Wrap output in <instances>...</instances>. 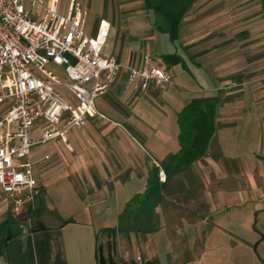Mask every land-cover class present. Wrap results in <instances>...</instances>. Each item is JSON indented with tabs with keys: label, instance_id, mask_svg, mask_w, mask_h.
<instances>
[{
	"label": "crops",
	"instance_id": "1",
	"mask_svg": "<svg viewBox=\"0 0 264 264\" xmlns=\"http://www.w3.org/2000/svg\"><path fill=\"white\" fill-rule=\"evenodd\" d=\"M166 1L169 5L182 2L112 0L111 13L107 9L104 11L112 19H100L111 22L108 41L119 49L118 55H112L137 67L158 62L171 74L172 81L159 85L153 82L147 90L141 91L134 84L129 85L128 75L122 73L110 89L96 99L95 106L100 115L83 127L73 129L67 143L55 140L64 144L66 153L56 154L57 162L45 171L43 178L49 173L62 171L74 193L81 196L76 198L80 201L78 217L60 214L54 216L50 223L40 220L32 224L33 219L37 220L44 214L47 188V183L35 175V168L40 161H51L53 154H46L34 162V175L40 190L34 199H39V205L30 206L25 218L21 219L10 209L4 211L5 198L0 201V264H99V246L108 256L109 242L115 259L130 258L139 246L145 255L155 259L142 246L141 237L148 245V235L158 234L168 225L188 232L198 229L207 232L211 227L206 218L214 216L222 220L226 202H235L231 192L238 193L239 185H230L225 172L243 174L245 164L235 156L236 153L224 150L220 141H229L232 146L239 141L243 117L235 120L232 115L239 114L240 110L242 114L247 113L248 109L244 101L231 100L230 97L243 92L241 82L235 79L242 70L214 69L210 59H218L224 51L221 55L211 54L244 36L246 15L238 14L235 18L237 24L230 30L233 32L231 35L229 30L225 31L226 9L210 11L220 0H188L187 7L176 15L167 8ZM151 10L158 17L163 15L170 20L168 29L161 25L154 27L157 23H152ZM145 16L149 18L152 34L148 22L142 21ZM216 17L220 19L215 20ZM255 17L259 20L254 22L262 27L264 2L257 6ZM241 18L243 21L240 22ZM216 25L218 30L212 31L210 28ZM87 26L88 18L86 30ZM97 26L96 22L87 32L95 33ZM156 30L165 42L175 46L173 53L167 55L172 64H163L152 53L143 50ZM181 32L185 33L183 40ZM177 43L186 46L192 65H199V69L203 65L209 70L212 68V72L206 68L203 79H200V83L205 81L207 87L189 90L213 94L201 99L188 94L186 105L177 101L180 91L170 86L174 84L176 62L183 71L187 70L182 57L175 52ZM109 92L115 101L110 102L111 109L106 112L98 100ZM215 92L222 94L214 95ZM176 105L182 108L179 115L183 112L191 113V117L196 112L200 114L199 120L189 126L195 134L188 147L181 143L183 129L179 125L180 118L173 120L172 117L171 108ZM176 112L174 110V114ZM250 121L244 120L246 124ZM215 124L217 127L222 125L223 131H218L219 127L217 132L214 131ZM35 136L40 137L36 132ZM162 171L165 180L161 178ZM223 194H227L226 198Z\"/></svg>",
	"mask_w": 264,
	"mask_h": 264
},
{
	"label": "rangeland",
	"instance_id": "2",
	"mask_svg": "<svg viewBox=\"0 0 264 264\" xmlns=\"http://www.w3.org/2000/svg\"><path fill=\"white\" fill-rule=\"evenodd\" d=\"M43 1L47 2L48 0ZM78 1L88 11L87 31L90 32L89 28L93 27L96 22L98 23L101 17H109L108 19H112V16H106L104 14L106 9L107 12L109 11V13H111L112 0ZM261 1L264 2V0H220L217 1L214 7L210 8L212 13L226 9L225 14L227 15L228 13V17H226L224 21L226 25L225 31L229 30V34L231 35H233V32L230 30L236 23L235 18L239 13L246 15L244 23L246 30L242 33L244 36H240L239 41L230 42L223 50L221 49L211 54L212 56H215V54L221 55L224 51V55L222 53L218 59L212 60L209 58L212 64L211 67L214 69L222 67V69L228 72L233 69L242 70V73L235 79L241 82L242 87L240 88H242L243 92L234 94L230 97L231 100L244 101L248 109L247 113L242 114L240 110L239 114L235 113L232 115L235 120H237L239 116L241 118L243 117L240 124L239 141L238 144L234 146H232L229 141H220L224 150L227 149L236 153L235 156L240 157L241 161L245 164L243 174L232 171L225 172V176H227L230 185L233 183L239 185L238 193L231 190L235 202H226L225 206L227 209L222 220L214 216L206 218V223L211 227L207 232L201 229L188 232L178 226L174 227L173 225L171 227L168 225L166 230L158 234L148 235V245L150 248L145 244L144 238L141 237L142 246L147 249L150 257V253L154 255L156 260L153 258L151 259L157 261L158 264H264V25L259 27V24L254 22L255 20H259L258 17L254 18V15L257 14V6ZM68 2L69 0H62L60 4V11L62 13L66 12ZM166 2L167 8L175 15L179 14L188 5V0H182L179 4L170 3V5L168 1ZM135 4L138 5L140 3ZM150 16L153 25L154 22L157 23L154 27L161 25L164 29L169 28L170 20L166 19L163 15H159L158 17V14L154 10H151ZM219 19V17L215 18V20ZM142 21L148 22L149 18L145 16ZM241 21H243L242 18L240 22ZM118 23H120V20ZM149 23L150 22H148L147 26H150L149 30L152 34V27ZM218 28L219 26L216 25L212 26L210 29L215 31L218 30ZM261 29L262 34H260ZM239 33L240 32H237V34ZM184 34V32L180 33L182 40L184 39ZM173 48H175V46L165 42L164 38L158 35L156 30L154 36L147 40V46H144L143 50L152 53L156 59H160L159 61L161 63L166 64L171 63L167 55L173 53ZM176 49L175 52L182 57V60L187 66V70L185 69L183 71L179 62L174 64L176 66L173 75L174 84L170 86L180 91V94L177 95V101L186 105V101L189 100L188 94L194 99H201L213 94L208 92L203 93L199 90L195 92L189 90L192 87L197 89L207 87L205 86L207 85L205 81L200 83V79H203V74L205 71L209 70V68L203 65L199 69V67H197L199 65H192L187 57L188 53L186 46L177 43ZM112 54L118 55L119 49L114 43L108 41L104 48V55L109 56ZM197 61L199 63L203 62L202 60ZM211 69L209 70L210 72H212ZM60 78L62 80L67 79L63 74H60ZM60 90L65 96H70L67 90L61 88ZM190 92L193 93L191 94ZM220 94H222V92L214 93V95L219 96ZM114 99L113 94L109 92L99 98L98 102L102 110L108 112L112 106L110 102H114ZM258 104L261 106V109ZM5 108L6 105L0 103V112ZM179 108V105L171 108V113L173 114V120H178L180 118L179 125L181 124L183 129L181 143L183 146L188 147L190 143L193 142V136L195 134V130L193 131V128L189 126L195 124L196 121L199 120L200 114L196 112L191 117V113L183 112L182 115H179L178 113L182 110V108ZM174 110L177 111L175 114ZM245 118L246 120L252 121L246 124L244 122ZM218 127L215 124L214 131L216 130L217 132V129L218 131H223L224 127L222 125L219 124ZM189 130L192 132L190 133ZM41 132L42 131H36L40 136ZM214 145H216V143H214ZM62 153H66L64 144L55 140L44 145L36 146L31 150L29 158L32 162L40 160L41 157H44L46 154H53V159L51 161H40L35 168V175L47 183V188L44 193V214L40 218H37V220L33 219L32 224H36L40 220L50 223L51 220H54V216H60V214L67 217H78L79 215L80 201H77L76 198H80L81 196L74 193V188H72V185H70L68 180L62 175V171H58L55 174L49 173L43 178V175L46 174L45 171L53 167L57 162L58 157L56 154ZM27 195V192H25L22 195V201H17L13 197H10L0 184V201L3 198L6 199L4 211L10 209L21 219L25 218L30 206L33 208V206L37 207L39 205V199L36 198L31 200ZM223 195V197L226 198L227 194ZM66 212H69V214H66ZM78 219H81L80 216ZM103 237H105V235L101 236V239ZM131 245H133V243ZM137 248L138 251L128 259L133 258L138 252H142L140 246Z\"/></svg>",
	"mask_w": 264,
	"mask_h": 264
},
{
	"label": "built area",
	"instance_id": "3",
	"mask_svg": "<svg viewBox=\"0 0 264 264\" xmlns=\"http://www.w3.org/2000/svg\"><path fill=\"white\" fill-rule=\"evenodd\" d=\"M61 2L0 0V103L6 105L0 115V184L17 201L25 192L31 200L40 193L31 149L53 140L67 143L73 129L100 115L96 99L122 73L141 91L172 81L158 62L137 67L104 55L111 22L100 19L89 34L87 9L69 0L62 13ZM113 258L115 264H158L143 252Z\"/></svg>",
	"mask_w": 264,
	"mask_h": 264
},
{
	"label": "trees",
	"instance_id": "4",
	"mask_svg": "<svg viewBox=\"0 0 264 264\" xmlns=\"http://www.w3.org/2000/svg\"><path fill=\"white\" fill-rule=\"evenodd\" d=\"M109 255L105 256V254L102 251V247L99 246V250H98V258H99V264H115V260L111 254V249H112V245L111 242H109Z\"/></svg>",
	"mask_w": 264,
	"mask_h": 264
}]
</instances>
